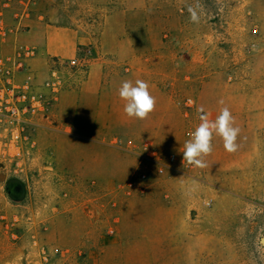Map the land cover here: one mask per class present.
I'll use <instances>...</instances> for the list:
<instances>
[{"label": "rangeland", "instance_id": "rangeland-1", "mask_svg": "<svg viewBox=\"0 0 264 264\" xmlns=\"http://www.w3.org/2000/svg\"><path fill=\"white\" fill-rule=\"evenodd\" d=\"M3 21L0 52H35L37 91L50 27L81 42L56 58L87 66L62 70L23 161L0 158V264H264V0H12ZM96 66L100 90L81 93ZM126 79L156 98L145 120L123 111ZM200 106L210 119L230 109L239 148L214 136L208 166L186 170ZM153 148L175 153L177 172L158 175Z\"/></svg>", "mask_w": 264, "mask_h": 264}, {"label": "built area", "instance_id": "built-area-1", "mask_svg": "<svg viewBox=\"0 0 264 264\" xmlns=\"http://www.w3.org/2000/svg\"><path fill=\"white\" fill-rule=\"evenodd\" d=\"M12 0H0V46L3 45L9 30L3 21L4 11L9 9ZM35 54L28 48H14L9 54L0 52V128L4 130L7 140L0 141V158L9 159L19 165L23 161L26 149L33 148L34 142L28 131L38 126L34 119L38 116L46 117L48 107L58 100V94L63 88L62 70L66 66L86 68V61L82 57H75L62 61L54 57L46 63L47 78L43 81L44 92L35 89L33 75L27 65V59ZM19 75H23L21 80ZM184 105L192 108L193 101L187 99ZM146 142L144 148H149ZM156 165V173L166 171L177 172L172 164L176 161V154L171 152L164 155L157 149L150 150L148 157ZM184 169H191L186 161L181 162ZM204 205L209 206L212 198L206 196Z\"/></svg>", "mask_w": 264, "mask_h": 264}, {"label": "clouds", "instance_id": "clouds-1", "mask_svg": "<svg viewBox=\"0 0 264 264\" xmlns=\"http://www.w3.org/2000/svg\"><path fill=\"white\" fill-rule=\"evenodd\" d=\"M190 21L199 22L197 11L193 7L188 8ZM119 98L124 101V113L136 120H145L155 110L156 98L149 90V84L145 80L136 79L122 81L118 89ZM223 104V100L220 101ZM200 123L195 127L183 145V162H187L197 168H205L208 165L205 157L213 151V138L218 136L223 141L225 151L234 153L238 150V137L240 128L235 125V118L228 107H223L215 119H210L203 106L196 109Z\"/></svg>", "mask_w": 264, "mask_h": 264}, {"label": "crops", "instance_id": "crops-1", "mask_svg": "<svg viewBox=\"0 0 264 264\" xmlns=\"http://www.w3.org/2000/svg\"><path fill=\"white\" fill-rule=\"evenodd\" d=\"M81 44L79 38L74 33L62 28H52L48 30V39L45 43L42 54L51 57L70 58L75 53V47ZM32 66L35 60L31 62ZM40 65V64H39ZM33 68V67H32ZM100 67H92L89 71V76L83 84L80 92L88 95H97L101 87V71Z\"/></svg>", "mask_w": 264, "mask_h": 264}]
</instances>
